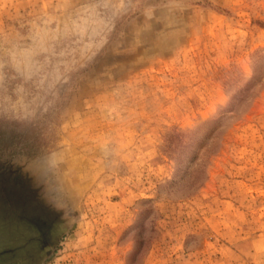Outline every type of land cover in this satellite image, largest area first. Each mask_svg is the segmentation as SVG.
<instances>
[{"label": "rangeland", "instance_id": "1", "mask_svg": "<svg viewBox=\"0 0 264 264\" xmlns=\"http://www.w3.org/2000/svg\"><path fill=\"white\" fill-rule=\"evenodd\" d=\"M0 264H264V0H0Z\"/></svg>", "mask_w": 264, "mask_h": 264}]
</instances>
